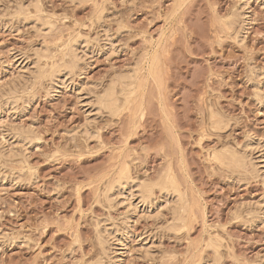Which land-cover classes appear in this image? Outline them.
Here are the masks:
<instances>
[{
	"label": "rangeland",
	"instance_id": "374dc122",
	"mask_svg": "<svg viewBox=\"0 0 264 264\" xmlns=\"http://www.w3.org/2000/svg\"><path fill=\"white\" fill-rule=\"evenodd\" d=\"M0 89V264H264V0H0Z\"/></svg>",
	"mask_w": 264,
	"mask_h": 264
},
{
	"label": "bare ground",
	"instance_id": "6f19581e",
	"mask_svg": "<svg viewBox=\"0 0 264 264\" xmlns=\"http://www.w3.org/2000/svg\"><path fill=\"white\" fill-rule=\"evenodd\" d=\"M34 3H36V2H34ZM36 4H37V3H36ZM25 7H27V6H25ZM36 8H37V7H36ZM36 8H35V9H36ZM23 9H24V8H23ZM23 9H22V10H23ZM38 9H40V8L38 7L37 10H38ZM16 10H17V9H16ZM25 10H26V8H25ZM36 17H37V15H36ZM38 17H39V16H38ZM34 18H35V17H34ZM36 19H37V18H36ZM36 19H35V20H36ZM41 21H42V20H41ZM73 47H75V45H73ZM73 47H71L70 52L72 51V52L74 53L75 50H74ZM73 56H75V55H73ZM73 56H72V57H73ZM76 56H77V55H76ZM155 56H156V55H155ZM41 57H42V56H41ZM38 58H39V57H38ZM64 58H65V57H64ZM78 59H79V58H78ZM39 60H40V59H39ZM73 61H74V60H73ZM37 64H38V63H37ZM37 64H36V65H37ZM57 65H58V64H57ZM75 65H76V63H75ZM75 65H74V66H75ZM57 67H58V66H57ZM63 67H64V66H63ZM63 67H59V68H63ZM71 67H72V66H71ZM71 67H70V66L68 67L69 70H72V69H73V67H72V68H71ZM40 68H41V67H40ZM55 68H56V67H55ZM55 68H54V69H55ZM59 68H57V69L59 70ZM66 68H67V65H66ZM66 68L64 67L63 69H66ZM68 68H67V70H68ZM54 69L52 70V72H54ZM74 69H75V68H74ZM29 70H30V69H29ZM39 70H40V69H39ZM42 70H43V69H42ZM60 70H61V69H60ZM69 70H68V71H69ZM133 70H134V69H133ZM62 71H63V70H62ZM65 71H66V70H65ZM131 71H132V70H131ZM33 72H35V71H33ZM38 72H41V71H37V72H35V73H38ZM52 72H51V73H52ZM55 72H57V71H55ZM69 72H70V71H69ZM42 74H44V72H43ZM57 74H58V73H56V75H57ZM40 75H41V74H40ZM52 75H53V73H52ZM52 75H51V76H52ZM56 75H54V76L57 77ZM64 75H66V74H64ZM123 75L126 77L128 74H126V75L123 74ZM37 76H39V74H38ZM41 76H42V75H41ZM121 76H122V75H121ZM21 77H22V75H21ZM21 77H20V78H21ZM31 77H32V76H31ZM128 77L132 78L131 75H130V76L128 75ZM32 78H33V77H32ZM35 78H36V77H35ZM57 78H58V77H57ZM50 79H51V78H50ZM124 79H125V78H124ZM24 80H25V79H24ZM51 80H53V79H51ZM129 80H130V79H129ZM22 81H23V77H22ZM116 81H117V80H116ZM11 84H12V83H11ZM111 84H112V82H111ZM8 85H9V84H8ZM9 86H10V85H9ZM9 86H8V88H9ZM13 86H14V84H13ZM116 86H117V85H116V82H115V83H113L109 88H107L108 90L105 88L107 91H106V93H103V94H105L104 98L102 99V101H101L100 103H99V101H98V104H101V105L104 104L105 107H107V108L110 109V111H111V110H114V109L117 107V105H118V101H119V97H118V95H117V88H116ZM6 87H7V85H6ZM11 87H12V86H11ZM11 87H10L9 90H6V91L4 92V94H3V92H1V91H4V88H3L2 90L0 89V90H1L0 92H1L3 95H6V94H7V91H10V92H8V93H11ZM8 88H7V89H8ZM12 88H13V87H12ZM14 88H15V87H14ZM5 89H6V88H5ZM13 90H14V89H13ZM121 90H122V89H121ZM103 91H104V90H103ZM5 93H6V94H5ZM12 93H13V92H12ZM12 93H11V94H12ZM118 93H119V92H118ZM2 94H0V95H2ZM3 95L1 96L2 98H3ZM8 95H9V94H8ZM13 95H14V93H13ZM102 96H103V95H102ZM102 96H101V97H102ZM7 97H8V96H7ZM99 97H100V96H99ZM99 97H98V100H99ZM4 98H6V97H4ZM11 98H12V97H11ZM7 99H9V98H7ZM0 100H1V98H0ZM5 100H6V99H5ZM9 100H10V99H9ZM100 100H101V99H100ZM10 102H11V101H10ZM11 103H13V102H11ZM98 106H99V105H98ZM101 107H103V106H101ZM105 107H104V108H105ZM107 108H105V109H107ZM112 112H113V111H112ZM216 122H217V121H216ZM7 127H8V126H7ZM15 127H16V126H15ZM8 128L11 129V130H10L11 133H12L14 136H16V137H17V136H20V137H21V135H22V138H24V136L28 134V133L26 134V132H25V135L23 136V132L21 133V132H20L21 130L17 129L18 127L15 128V129H12V128H14V127H8ZM20 129H21V128H20ZM7 130H8V129L6 128V131H7ZM23 130H24V129H23ZM8 132H9V130H8ZM5 133H6V132H5ZM11 133H10V134H11ZM6 134H7V133H6ZM4 135H5V134H4ZM8 136H9V133H8ZM10 137H11V136H10ZM27 137H28V136H27ZM22 138H21V139H22ZM16 139H18V138H16ZM24 139H25V138H24ZM26 139H27V138H26ZM26 139H25V140H26ZM251 139H253V138H250V139L248 140L249 143H247V144H250V146H252V145H251ZM25 140H22V141L24 142ZM22 141H21V143H23ZM26 142H27V141H26ZM0 144H1V143H0ZM24 144H25V143H24ZM247 146H249V145H247ZM230 152H233V151H230ZM3 153H4V152H3ZM9 153H10V152H8V154H9ZM239 153H240V152H239ZM239 153H238V157L236 156V158H239V159L242 160L243 157L241 158V156H243V155L240 156ZM12 154H14V153H12ZM4 155H6V154H4ZM230 155H231V154H230ZM12 156H13V155H12ZM231 157H232V156H231ZM233 158H235V155H234ZM246 158H247V157H246ZM239 159H237L238 163L240 162ZM237 161H235V159L233 160V162H237ZM243 162H245V161H243ZM241 164H242V162H241ZM241 164H239V165L241 166ZM250 164H251V163H250ZM127 178H128V177H127ZM162 178H164V179H162ZM162 178H160V179L164 180L163 182H162V180H161L162 183H160V180H158V183H157V181H156L155 183H153L154 185L152 184V182L150 183V181H148L149 183L146 182L145 180H144L143 182L140 181V182L138 183V185H137L140 189H139L138 187H137V189L140 191L141 194L146 192L147 195H150V196H151L150 193H152L151 190L153 191V190L155 189L154 186H156L157 184H161V186L163 187V190H164V189L167 190V191H166V192H167V195H169L168 193H169V191H170V190H169L170 187H174L175 185L173 186V182H172V180L170 179V177H167V175L164 176V177H162ZM165 178H167V179L165 180ZM120 180H121V179H120ZM122 180H123V179H122ZM127 180H129V179H127ZM134 180H135V178H134ZM136 180H137V179H136ZM118 181H119V180H118ZM131 181H132V180H131ZM124 182H126V181H124ZM124 182H123V183H124ZM116 183L118 184V182H116ZM127 183H128V182H127ZM133 183H134V186H133V187L135 188V183H136V182H133ZM146 183H147V184H150V186H149V185L147 186ZM156 183H157V184H156ZM114 184H115V183H114ZM120 184H122L121 181H120V183H119L118 185H120ZM128 184H129V183H128ZM131 184H132V182H131ZM136 184H137V183H136ZM126 185H127V184H124V186H126ZM152 185H153V186H152ZM116 186H117V185H116ZM122 186H123V185H122ZM124 186H123V187H124ZM151 186H152V189L149 188V187H151ZM161 186H160V187H161ZM112 188H113V185H112ZM114 188H115V189L118 188L117 191L119 192V187H114ZM130 188H132V186H131ZM153 188H154V189H153ZM156 188H157V187H156ZM174 188H175V187H174ZM174 188H173V190H174ZM176 188H177V187H176ZM109 189H110V187H109ZM109 189H108V190H109ZM122 189H123V188H122ZM159 189H160V191H162L161 188H159ZM113 190H114V189H113ZM165 190H164V192H165ZM168 190H169V191H168ZM110 191H111V190H110ZM139 191H138V192H139ZM177 191H178V189H177V190H174L173 192H177ZM115 192H116V191H115ZM120 192H121V191H120ZM120 192H119V193H120ZM129 192H130V191H129ZM134 192H135V191H134ZM134 192H132V194H134ZM166 192H165V193H166ZM111 193H112V191H111ZM140 193H138V194H140ZM146 193H145V195L143 194V196L140 194V195H141L140 197H142V198L145 197V196H146ZM108 194H109V193H108ZM171 194H173V193L171 192ZM171 194H170V195H171ZM125 195H126V194H125ZM153 195H154V194H153ZM153 195H152V196H153ZM176 195H177V194H176ZM176 195H175V196H176ZM181 195H182V194H181ZM110 196H111V195H110ZM178 197H179V196H178ZM178 197H176V198H178ZM107 198H108V197H107ZM147 198L149 199V197H147ZM152 198H153V197H152ZM152 198H151V199H152ZM108 199H110V197H109ZM174 199H175V198H174ZM143 200H144V199H142V201H143ZM175 200H176V199H175ZM180 200H182V199H181V196H180ZM180 200L177 199L176 201L180 202ZM145 201H146V199H145ZM150 201H151V200H150ZM150 201H146V202L149 203ZM143 202H144V201H143ZM144 203H145V202H144ZM175 203H176V202H175ZM176 205H177V204H176ZM174 207H175V206H174ZM177 208H178V207H177ZM177 210H178V209H177ZM179 210H180V209H179ZM105 230H106V229H105ZM106 232H107V230H106ZM110 232H111V231H110ZM108 233H109V230H108ZM112 234H114V233H112ZM110 235H111V234H109V236H110ZM115 236H116V235H115ZM113 238H114V237H113ZM115 238H116V237H115ZM111 239H112V238H111ZM109 240H110V239H109ZM117 240H118V239H117ZM114 241H115V240H114ZM101 262H102V260H101ZM95 264H96V263H95Z\"/></svg>",
	"mask_w": 264,
	"mask_h": 264
}]
</instances>
